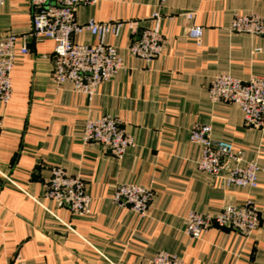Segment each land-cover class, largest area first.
I'll use <instances>...</instances> for the list:
<instances>
[{
    "label": "crops",
    "instance_id": "0c3cea01",
    "mask_svg": "<svg viewBox=\"0 0 264 264\" xmlns=\"http://www.w3.org/2000/svg\"><path fill=\"white\" fill-rule=\"evenodd\" d=\"M32 10L28 0L0 5V36L15 33L16 50L22 44L28 49L16 56L10 99L0 102V264H147L161 250L188 264H264V124H246L238 106L208 93L219 74L243 81L264 77V35L230 28L234 14L264 16V0L79 5L77 21L121 23L107 40L118 47L122 65L91 98L53 81V42L31 35ZM153 13L163 42L160 53L146 61L131 54L129 45L153 25ZM191 26L202 28L199 40L188 35ZM73 40L95 41L87 33ZM105 114L119 118L131 138L120 157L80 140L83 121ZM199 123L211 127L213 138L232 142L245 159L257 160L255 187L228 185L196 168L199 147L189 134ZM53 165L83 179L89 214H71L45 198ZM124 182L152 190L145 216L112 200ZM245 201L259 212L250 236L227 225H213L197 239L184 233L190 210L211 213Z\"/></svg>",
    "mask_w": 264,
    "mask_h": 264
},
{
    "label": "built area",
    "instance_id": "2783aa9c",
    "mask_svg": "<svg viewBox=\"0 0 264 264\" xmlns=\"http://www.w3.org/2000/svg\"><path fill=\"white\" fill-rule=\"evenodd\" d=\"M96 0H28L32 10L30 33L36 38H48L53 42V68L51 77L58 84H68L74 92L91 98L102 82L109 80L121 67L118 47L107 40L115 36L120 22L98 21L88 17L80 22L75 19L76 8L81 4H94ZM166 0H159L164 3ZM5 0H0L2 5ZM159 16L152 14L153 25L144 27L140 35L129 45L136 57L149 61L161 50L163 36ZM230 28L238 32L264 35V16L255 13L234 14ZM87 33L94 42H75L73 35ZM200 26H191L188 35L199 40ZM16 34L8 32L0 36V102L10 99L11 71L18 53L28 51L26 44L16 50ZM212 100H221L239 107L246 124L259 127L264 124V77L254 76L241 80L227 74H219L209 85ZM120 119L101 115L83 121L80 140L97 142L120 157L131 144V138L120 127ZM189 140L199 147L195 165L199 171L219 176L228 185L253 188L258 183L259 164L255 158L245 159L243 152L232 142L213 138L208 124H194ZM45 184L44 196L56 206L65 207L71 214L90 213V196L84 181L77 175L68 174L63 167L53 165ZM12 185L18 186L6 177ZM153 192L141 184L124 182L116 186L112 200L119 206L128 207L138 216L147 214ZM259 223V212L254 203L245 201L225 204L211 213L190 210L184 218V233L197 239L211 226H229L242 236H250ZM66 225V224H64ZM68 228V226L66 225ZM147 264H188L182 256L161 250Z\"/></svg>",
    "mask_w": 264,
    "mask_h": 264
}]
</instances>
